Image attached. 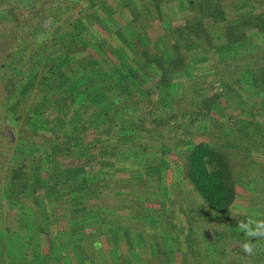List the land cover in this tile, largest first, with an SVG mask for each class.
<instances>
[{"label":"trees","instance_id":"trees-1","mask_svg":"<svg viewBox=\"0 0 264 264\" xmlns=\"http://www.w3.org/2000/svg\"><path fill=\"white\" fill-rule=\"evenodd\" d=\"M0 110V264H264V0H0Z\"/></svg>","mask_w":264,"mask_h":264},{"label":"rangeland","instance_id":"rangeland-1","mask_svg":"<svg viewBox=\"0 0 264 264\" xmlns=\"http://www.w3.org/2000/svg\"><path fill=\"white\" fill-rule=\"evenodd\" d=\"M81 8H83V10H81ZM86 8H87V5H85V4H78V5L76 4L75 5V9H73L71 13H73V14H77L78 13L79 15H83V14L88 13ZM84 9H86V10H84ZM30 102H31V97L29 98V101L26 103V106H25L24 110H22V108H21V110H18V109L15 110L13 108V110L9 111L10 114H12L14 116H19L20 120L16 124V122L12 118L9 121V123L7 122V126L11 125L14 128V132L16 134V138L18 139V143L24 142L25 144H32L31 142H33V143H37L36 145L39 146L40 144H43V142L49 141V140H47L48 139L47 136L45 137L43 135H41V136L36 135L33 132V130L30 128V126H29V124L27 122V117H28V114H29L27 107L29 106ZM22 104H25V102L23 100H22ZM3 111H7V110H0V114H2ZM145 117L147 118V121H148L147 122V127L148 128L149 127L152 128L153 125L150 124V121L154 120L153 117H151L149 113H147L145 115ZM131 118H135V117H133V113L131 115ZM186 121H187V119H186ZM179 122L180 123L181 122L184 123L185 121L184 120H179ZM29 141H31V142H29ZM7 146H8V138H6V137L3 138V137L0 136V162H2V160H1L2 157L1 156H2V153L4 151L6 152V149H7L6 147ZM32 147L35 148L34 146H32ZM9 153H10V155L8 154L9 157L7 155L8 162L12 161V153H13V151L11 150V152H9ZM6 170H7V167L4 169V173L2 174V177L0 178V180L2 179V181H3V179L6 176ZM155 178H156V176L153 177L152 179L155 180ZM157 183H158L157 181H153V183L150 184L149 187H139L137 184H132V185H130V188L133 191H136L137 193L145 192V194H146V192H147V194L150 195V196L154 194L152 196V198H157L158 195L156 193H154L155 191H158V188H157L158 184ZM5 187H6V183L0 181V191L3 190V188H5ZM177 199H175V200H176V202H178L177 203L178 206L182 205V202L180 203V201H177ZM159 200L160 199L156 200V202L159 201ZM139 203L142 204V205H136V204L133 205V209L130 210L131 211V214H130L131 216L130 217L125 216L126 218L121 219L120 217L112 216L110 214L108 216L105 215V218L108 219V220L115 219L119 223L118 226H121V228L116 229L117 230V234L115 235L116 237H114L112 235V238H114V239L119 237L118 245L119 244H124V245L128 246L130 252H132L134 248H135L134 252L138 249V251H136L138 253V255L141 252H142V255L143 254L145 255L146 253H148L150 251V250L146 251L145 246L142 245L144 243L143 236L146 239V235H147L145 233L146 228H144L143 225L141 224V223H143V220L142 221H139L137 219L135 220L137 213L141 214L142 206L145 205L143 201H141ZM120 206L122 207V204ZM178 206L176 205L174 207V209L178 210ZM118 209H120V208H118ZM123 209H125V208L123 207L122 210ZM171 209H173V208H171V206L168 207V205H167V207L165 208L166 215H167L168 210L170 211ZM4 210L6 211V217L9 219V215H8L9 212H8V208L6 206H5ZM163 236H164L163 238H166V240L169 238L165 233L163 234ZM96 238H99V237L98 236L94 237V240ZM99 240H103V239H99ZM147 241H150V240L146 239V242ZM167 242H168V240H167ZM93 254H95L97 256L96 251H94ZM103 257L105 258V255H103Z\"/></svg>","mask_w":264,"mask_h":264},{"label":"clouds","instance_id":"clouds-1","mask_svg":"<svg viewBox=\"0 0 264 264\" xmlns=\"http://www.w3.org/2000/svg\"><path fill=\"white\" fill-rule=\"evenodd\" d=\"M253 223L255 224L254 228L252 227ZM239 228L243 230L248 237H264V221L249 219L248 223L241 222ZM243 250L245 253H252L254 249L250 243H245Z\"/></svg>","mask_w":264,"mask_h":264},{"label":"crops","instance_id":"crops-1","mask_svg":"<svg viewBox=\"0 0 264 264\" xmlns=\"http://www.w3.org/2000/svg\"><path fill=\"white\" fill-rule=\"evenodd\" d=\"M158 192V191H157ZM167 198H163L162 200H163V202H162V208H161V210H156V212H152V213H147L146 215H145V218H144V216L142 217V218H144V220H143V223H145V224H147L146 222H149L148 220H153V219H158V221H159V218L162 216V214L164 215H166V212H165V208L167 207V205L168 204H165V200H166ZM168 207H170L169 205H168ZM155 222H157V220L155 221ZM163 240H164V242L166 243V238H163ZM143 246H144V243L142 244ZM171 250V248L169 247V249H168V247H166L165 246V251H170ZM136 251H138V249L136 250ZM134 252L133 253V255H136V256H138V253L137 252Z\"/></svg>","mask_w":264,"mask_h":264}]
</instances>
